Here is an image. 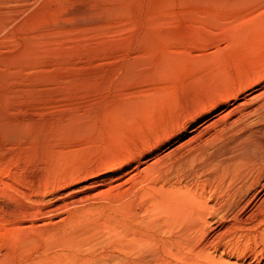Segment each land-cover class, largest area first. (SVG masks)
Here are the masks:
<instances>
[{"label":"rangeland","instance_id":"1","mask_svg":"<svg viewBox=\"0 0 264 264\" xmlns=\"http://www.w3.org/2000/svg\"><path fill=\"white\" fill-rule=\"evenodd\" d=\"M262 91L264 0H0V264H138L141 226L144 264H264V177L233 209L229 174L201 170ZM169 184L229 208L171 222Z\"/></svg>","mask_w":264,"mask_h":264},{"label":"bare ground","instance_id":"2","mask_svg":"<svg viewBox=\"0 0 264 264\" xmlns=\"http://www.w3.org/2000/svg\"><path fill=\"white\" fill-rule=\"evenodd\" d=\"M84 10V9H83ZM260 80V76L258 77H255L254 78V81L255 82H258ZM262 81V80H261ZM256 86H258V85H256ZM264 96V91H262V92H260V94L257 96V97H263ZM249 103L248 102H244V103H242L241 105H239L238 107H236V109L238 110L239 108H241L242 106H247ZM254 105H255V103H254ZM251 106V105H250ZM259 107V106H258ZM254 109H252V107H249L248 109H242V110H239V113H240V115H241V117H240V119H244L243 120V123L241 124L242 126H240V132L238 131V137H236V139H235V141H234V144H233V148L231 149V150H224L223 151V153L221 154V155H219L220 156V159L219 158H212V160L207 164V165H205V166H202L201 167V170H203L204 172H209V171H213L214 173L216 172V174H218V176H219V174L221 175V174H226V173H228L229 174V177H230V181L227 183V186L226 187H228L229 188V190L230 191H232V192H228V196L231 198V200H230V206L233 208V209H235V208H237L239 205H240V203L242 204V209H245V207H247L249 204L248 203H250L251 201H250V199L251 198H253V196H255V194H253L252 195V197L251 196H248V198L245 200V201H243V202H241L243 199H244V197L245 196H247L248 195V193H250L251 192V190L254 188V187H257V186H259V183H260V181H262V179H263V175H264V136H262L261 135V133L260 132H262V131H264V110H260L259 111V109H257L256 107H253ZM262 109V108H261ZM264 109V108H263ZM232 111H229V113H231ZM228 113V114H229ZM254 116V117H253ZM251 117H253V118H251ZM245 120H247V121H245ZM238 129V130H239ZM221 152V151H220ZM198 156V155H197ZM215 156V155H214ZM221 157H222V159H221ZM201 166V165H200ZM235 168H240L241 170H236ZM194 170V169H193ZM229 171H231L230 173H229ZM197 172H199V169H198V171ZM212 172V173H213ZM190 174H191V171H190ZM185 176V175H184ZM187 176V175H186ZM227 176V175H226ZM226 176H221V179H218L217 178V181H216V184H215V186H214V190L215 191H218V190H221V188L222 187H220V186H222V182H223V180L226 178ZM189 177H190V175H189ZM198 178L199 177H191V178H180V179H177L176 181H174V183H176L177 184V182H180V181H184V180H186L187 182H190L191 183V181L192 180H194L195 182H193L194 183V185L195 186H197V185H200V186H202L200 183H198ZM234 178H236L237 180H238V183L237 184H235L236 183V180H234ZM168 180V179H167ZM168 182V181H167ZM154 186H155V184H154ZM262 186H264V184H262ZM184 190L182 189V188H180V187H175V185L174 186H172V185H167V186H159V187H156V188H153V197L152 198H154L155 196H157V201L154 203V206H156V208L154 207V209H155V211H153V214H154V212L155 213H159L160 211H164V213H165V215H167L168 216V219L171 221V222H174L175 220H178V219H180V218H184V217H187V216H189V219L191 218L192 219V223H194V224H196V226H197V228L199 229L201 226V228H203V226L205 225V222H206V220H207V218L209 217H214V216H220L221 215V217H223V215H224V213H225V211H227V209L229 208H227L225 211H224V207H222L221 205H217L216 206V209H215V211H212V209H213V207L212 206H210V205H208L206 202H201L200 200H199V198L195 195V193L191 190H189V189H187L186 188V186H184ZM197 188H198V193H200L199 194V196H201L202 194H204L205 193V188H203V187H199V186H197ZM200 190V191H199ZM138 194H140V193H138ZM151 194V193H150ZM139 196V195H138ZM137 196V197H138ZM139 198V197H138ZM148 198H150V196L148 197ZM152 200V199H151ZM264 200V199H263ZM153 201V200H152ZM250 201V202H249ZM152 204H153V202H152ZM151 204V205H152ZM150 205V204H149ZM148 205V206H149ZM150 208H151V206H149ZM222 207V208H221ZM259 208V207H258ZM159 209H163V210H160L159 212H157V210H159ZM150 210H152V209H150ZM151 213V212H150ZM161 214V213H160ZM160 214L158 215L159 217H160ZM218 214H220V215H218ZM157 215V214H156ZM155 215V216H156ZM161 216H162V214H161ZM194 216V217H193ZM135 217V216H134ZM149 217H152L151 215H149ZM148 217V218H149ZM154 217V216H153ZM158 217V218H159ZM165 217V216H164ZM197 219H196V218ZM162 219V218H161ZM109 220V219H108ZM158 220V219H157ZM156 220V221H157ZM167 220V219H166ZM166 220H164V222L166 223ZM253 220L254 221H256L257 223H262L263 221H264V206H262V208L260 209V211L258 212V214L257 215H255L254 217H253ZM162 221V220H161ZM160 221V222H161ZM168 221V220H167ZM170 221H168L167 223H170V224H172ZM104 222V221H103ZM139 222V221H138ZM145 222H146V220H145ZM159 222V221H158ZM159 222V223H160ZM163 222V221H162ZM184 222V221H183ZM189 222V221H188ZM191 222V221H190ZM152 223H154V222H152ZM157 223V222H156ZM186 223H187V220H186ZM140 224H141V222H140ZM146 224V223H145ZM169 224V225H170ZM112 225V224H111ZM139 225V224H138ZM150 225V224H149ZM148 225V226H149ZM153 225V224H152ZM151 225V226H152ZM156 225V227H158L159 226V224H158V226H157V224H155ZM165 224H163L162 226H164ZM177 225V224H176ZM147 226V227H148ZM161 226V227H162ZM167 226V225H166ZM165 226V227H166ZM178 226H179V224H178ZM153 227V226H152ZM152 227H150V228H152ZM159 228L160 230L162 229V228ZM165 227H163V229L165 228ZM171 227H173V226H171ZM108 228V227H107ZM136 228V227H135ZM145 228V227H144ZM154 228V227H153ZM167 228H168V226H167ZM174 228L177 230V228L175 227V224H174ZM189 228V227H188ZM140 230H137L134 234H133V239L135 240V242H136V251L138 252V254L140 253V255H141V257H139V259L137 258V257H135L136 259H138V264H144V257H143V243H144V241L142 242V234L144 233H142V226L139 228ZM172 229V228H171ZM174 229V230H175ZM183 229H184V227H183ZM108 230V229H107ZM111 230V229H110ZM134 230V229H133ZM144 230V229H143ZM151 230V229H150ZM153 230V232H155V231H157V230H155L154 231V229H152ZM170 230V229H169ZM182 229H178V231L180 232ZM186 230V229H185ZM188 230V229H187ZM202 230V229H201ZM109 231V230H108ZM107 231V232H108ZM119 231V230H118ZM146 232H147V230H145ZM173 231V230H172ZM183 231V230H182ZM194 231V230H193ZM145 232V233H146ZM160 232V231H159ZM162 232V231H161ZM102 233V232H101ZM104 233V232H103ZM182 234L180 235V236H182L184 233H185V236H188L187 234H186V232L184 231V232H181ZM118 234V233H117ZM125 234H127V233H125ZM124 234V235H125ZM180 234V233H179ZM102 235V234H101ZM105 235V234H104ZM110 235V234H109ZM122 235V234H121ZM171 235V234H170ZM175 236H176V234H174ZM178 235V234H177ZM103 236V235H102ZM145 236H148V235H145ZM194 236V235H193ZM77 237H78V235H77ZM105 237H106V235H105ZM108 237V236H107ZM112 237V236H111ZM144 237V236H143ZM183 238H184V236H182ZM192 236H190V238H191ZM102 238V237H101ZM113 238V237H112ZM123 238V237H122ZM147 238H152V237H147ZM195 238V237H194ZM103 239V238H102ZM107 239V238H106ZM149 239V240H150ZM173 239V238H172ZM175 239H176V237H175ZM174 239V240H175ZM180 239H182V238H180ZM179 239V242H177L178 243V245H179V247H181L180 246V244H182L181 243V240ZM185 240L186 239H189V238H184ZM191 239H193V238H191ZM190 239V240H191ZM76 240V239H75ZM75 240H73V242L75 241ZM108 240H112V239H108ZM152 240V239H151ZM154 240V239H153ZM167 240V239H166ZM169 240H171V239H169ZM173 240V241H174ZM190 240H188L189 242H190ZM194 240V239H193ZM192 240V241H193ZM69 241V240H68ZM119 241V240H118ZM117 241V242H118ZM147 241V240H146ZM161 241V240H160ZM187 241V240H186ZM192 241L190 242V243H192ZM108 242V241H107ZM106 242V243H107ZM116 242V243H117ZM149 242V241H148ZM148 242H146V243H148ZM157 242V241H156ZM159 242V241H158ZM167 242H168V240H167ZM169 242H171V241H169ZM183 242H185V241H183ZM63 243V242H62ZM67 243V242H66ZM71 243V242H70ZM76 243V242H75ZM78 243V242H77ZM105 243V242H104ZM112 243H113V241H112ZM123 243H124V241H123ZM130 243H132V242H130ZM129 243V244H130ZM146 243H144V245L146 244ZM171 243H173V242H171ZM187 243V242H186ZM91 244V243H90ZM160 244V243H159ZM169 243H167V245H168ZM183 244H185V243H183ZM189 244V243H188ZM69 245V244H68ZM70 245H72V243L70 244ZM88 245V244H87ZM87 245H85V246H87ZM114 245V244H113ZM112 244H111V246H113ZM118 245V244H117ZM128 244H125V246H127ZM148 245H149V243H148ZM155 245V244H154ZM153 244H152V246H154ZM162 245H164V243L162 242ZM167 245L165 244L164 246H166L167 247ZM170 245H172V244H170ZM174 245H177V244H174ZM185 245H187V244H185ZM44 246V245H43ZM65 245H63V247H64ZM73 246V245H72ZM71 246V247H72ZM81 246V245H80ZM84 246V248H86V250H87V247H85ZM99 246V245H98ZM131 245H129L128 247H130ZM151 246V245H150ZM149 246V248H151ZM173 246V245H172ZM50 248L52 247V246H49ZM79 247V246H78ZM89 247V246H88ZM118 247V246H117ZM117 247H115V248H117ZM127 247V248H128ZM134 247V246H133ZM163 247V246H162ZM166 247H164L165 249H167ZM178 247V246H177ZM185 247V246H184ZM190 246H186V250H184V251H187V248H189ZM38 248V247H37ZM74 248V247H73ZM45 249V248H44ZM81 249V248H80ZM96 249V248H95ZM103 249V248H102ZM134 249H135V247L134 248H132V250L134 251ZM145 249H146V246H145ZM177 249V248H176ZM60 250H62V249H60ZM63 250H64V248H63ZM78 250H79V248H78ZM82 250V249H81ZM86 250L84 251V252H86ZM115 250H118V249H115ZM120 250V249H119ZM118 250V251H119ZM164 250V249H163ZM179 250V249H178ZM183 250V249H182ZM38 251V250H37ZM37 251H36V253H37ZM55 251V250H54ZM75 251V250H74ZM180 251V250H179ZM27 252V251H26ZM35 251H33V253H34ZM44 252H45V250H44ZM60 252V251H59ZM61 252H63V251H61ZM69 252V251H68ZM77 252V251H76ZM89 252V251H88ZM87 252V253H88ZM92 252V251H91ZM97 252V251H96ZM95 252V253H96ZM101 252V251H100ZM117 252V251H116ZM127 252H129V251H127ZM156 252H158V251H156ZM161 252V251H160ZM177 252V251H176ZM176 252H175V255L174 256H172L171 258H175L176 257ZM32 253V254H33ZM73 253V252H72ZM101 253H103V252H101ZM111 253H112V256H113V252H112V250H111ZM170 253V252H169ZM183 253H185V252H183ZM38 254V253H37ZM37 254H35V255H37ZM54 254H59V253H55L54 252ZM54 254H52V255H54ZM77 254V253H76ZM75 254V255H76ZM84 254V253H83ZM119 254H120V252H119ZM123 253H121V255H122ZM160 254V253H159ZM165 255H166V251H165V253H164ZM182 254V253H181ZM180 254V255H181ZM186 254V253H185ZM185 254H182V255H184V256H182V257H186L185 256ZM189 254V253H188ZM187 254V255H188ZM200 254L201 253H198V254H196L195 255V260H196V263H197V261H198V256H200ZM34 255V254H33ZM60 255H62V254H60ZM69 255V254H68ZM79 255H81V253L79 254ZM78 255V256H79ZM85 255H86V253H85ZM85 255H83V256H85ZM90 255H92V254H90ZM103 255V254H102ZM118 255V254H117ZM171 255V254H170ZM32 256V255H31ZM30 256V257H31ZM40 256V255H39ZM45 256V255H44ZM47 256V255H46ZM73 256H74V254H73ZM93 256V255H92ZM104 256V255H103ZM116 256V255H115ZM166 256H168V255H166ZM179 256V255H178ZM177 256V257H178ZM28 256H26V258H27ZM42 257V256H41ZM49 257V256H48ZM65 257V256H64ZM82 257V256H81ZM102 257V256H101ZM105 257V256H104ZM122 257H123V255H122ZM125 257V256H124ZM150 257V256H149ZM180 257V256H179ZM181 257V258H182ZM29 258V257H28ZM52 258V257H51ZM61 258V257H60ZM72 258V257H71ZM71 258H68L69 259V261L71 260ZM79 258H80V256H79ZM103 258V257H102ZM102 258H100V257H90V258H86V256H85V258H80V259H78V264H97V263H99V262H101V260H102ZM107 258V257H106ZM105 258V259H106ZM115 258V257H114ZM146 258V257H145ZM153 258V257H152ZM30 259V258H29ZM33 258H31V260H32ZM46 259H48V258H46ZM64 259V258H63ZM67 259V258H66ZM63 260V262L64 261H67V260ZM76 259V258H75ZM118 259V258H117ZM157 259V258H156ZM176 259V258H175ZM28 260V259H27ZM40 261H42L43 262V260H44V258L42 259H39ZM50 260V259H49ZM53 260H55L54 258H53ZM114 260H116V258L114 259ZM123 260H125V259H123ZM153 260H154V258H153ZM33 261H34V259H33ZM46 261V260H45ZM69 261H67V262H69ZM155 261V260H154ZM50 262H51V260H50ZM71 262V261H70ZM74 264L76 263V262H74V260L72 261ZM35 263V262H34ZM34 263H29V264H34ZM47 263H49V261H47ZM52 263V262H51ZM65 263V262H64ZM76 263V264H77ZM127 262L125 261V263H123V264H126ZM36 264V263H35ZM38 264V263H37ZM42 264H44V262L42 263ZM45 264H46V262H45ZM121 264H122V262H121ZM128 264V263H127Z\"/></svg>","mask_w":264,"mask_h":264}]
</instances>
